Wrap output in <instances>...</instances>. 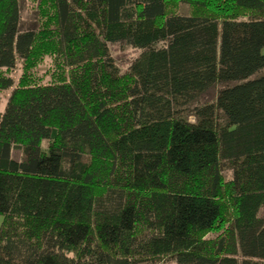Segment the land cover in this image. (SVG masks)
Here are the masks:
<instances>
[{"label":"trees","instance_id":"16d2710c","mask_svg":"<svg viewBox=\"0 0 264 264\" xmlns=\"http://www.w3.org/2000/svg\"><path fill=\"white\" fill-rule=\"evenodd\" d=\"M40 10L0 0V264H264V0ZM45 53L68 72L15 86Z\"/></svg>","mask_w":264,"mask_h":264},{"label":"rangeland","instance_id":"374dc122","mask_svg":"<svg viewBox=\"0 0 264 264\" xmlns=\"http://www.w3.org/2000/svg\"><path fill=\"white\" fill-rule=\"evenodd\" d=\"M23 2V25L25 28L36 27L41 23H44L46 17L44 16L41 8L46 7V0H22ZM50 9V8H49ZM188 6L181 5L180 12L188 13ZM47 16V15H46ZM48 17V16H47ZM47 21V20H46ZM41 26V25H40ZM110 53L114 58L116 64L120 68L122 73H126L131 63L139 56L141 49L123 44V43H109ZM38 55V54H37ZM36 60L26 64L23 60H19L15 69L6 71V74L13 77L15 86L20 82L29 80L35 83H48L68 72V68H64V64L61 60L57 59L54 54L45 53L35 57ZM26 64V65H25ZM65 70V71H64ZM14 87V86H13ZM12 88L0 91V110H3L7 100L13 90ZM46 141L44 146H46ZM16 158L21 157L20 150L14 151ZM2 217H0V224ZM157 264H178L174 259H166Z\"/></svg>","mask_w":264,"mask_h":264}]
</instances>
